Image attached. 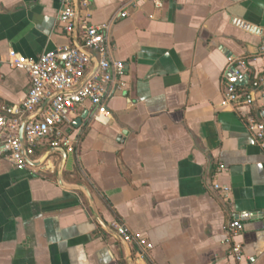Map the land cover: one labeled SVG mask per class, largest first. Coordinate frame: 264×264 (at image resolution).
<instances>
[{
  "label": "crops",
  "instance_id": "crops-1",
  "mask_svg": "<svg viewBox=\"0 0 264 264\" xmlns=\"http://www.w3.org/2000/svg\"><path fill=\"white\" fill-rule=\"evenodd\" d=\"M59 7L0 0V111L30 87L10 53L36 60L73 43ZM87 14L109 26L110 57L125 67L104 102L110 121L78 110L74 151L39 143L32 174L0 156V264H264V152L246 110L221 106L228 58L264 65V0H90ZM235 219L239 262L225 234ZM114 220L153 249L121 242Z\"/></svg>",
  "mask_w": 264,
  "mask_h": 264
},
{
  "label": "built area",
  "instance_id": "built-area-1",
  "mask_svg": "<svg viewBox=\"0 0 264 264\" xmlns=\"http://www.w3.org/2000/svg\"><path fill=\"white\" fill-rule=\"evenodd\" d=\"M151 1L156 8H161L162 0ZM89 5L90 0H60L56 22L73 41L71 45L44 52L36 60L13 53L8 55L9 66L25 73L30 81L20 102L0 111V156L16 170H29L32 174L26 158L32 163H40L35 155L39 143L45 142L50 149L73 152L78 142L68 136L67 128L76 112L84 106L94 108L93 123L107 125L110 121L104 102L109 88L123 76L125 67L110 57L109 26L90 23ZM125 16V11L120 13V17ZM227 63L221 106L246 110L243 118L246 131L264 152V111L259 112L264 101V65L253 71L249 60L244 58H228ZM257 109L259 117L253 115ZM222 170L223 166L219 165L214 179ZM212 189L227 196L228 189L216 181ZM108 228L121 242L135 246L142 254L153 249L144 237L132 233L124 224L114 220ZM241 230L238 219L225 227L229 253L238 262L243 255L242 246L234 239Z\"/></svg>",
  "mask_w": 264,
  "mask_h": 264
},
{
  "label": "water",
  "instance_id": "water-1",
  "mask_svg": "<svg viewBox=\"0 0 264 264\" xmlns=\"http://www.w3.org/2000/svg\"><path fill=\"white\" fill-rule=\"evenodd\" d=\"M76 2H77V0H76ZM78 123H79V120H77V121L74 123V126H77ZM62 151H63V150H62ZM48 156H49V155H48ZM26 159H27V163H28L30 166L38 167V166L40 165V163L35 164V163L30 162V161L28 160V158H26Z\"/></svg>",
  "mask_w": 264,
  "mask_h": 264
},
{
  "label": "trees",
  "instance_id": "trees-1",
  "mask_svg": "<svg viewBox=\"0 0 264 264\" xmlns=\"http://www.w3.org/2000/svg\"><path fill=\"white\" fill-rule=\"evenodd\" d=\"M37 154H38V150L35 151V155H37Z\"/></svg>",
  "mask_w": 264,
  "mask_h": 264
}]
</instances>
